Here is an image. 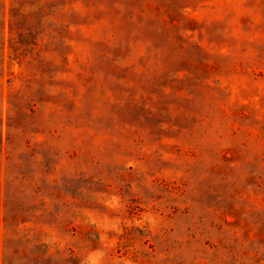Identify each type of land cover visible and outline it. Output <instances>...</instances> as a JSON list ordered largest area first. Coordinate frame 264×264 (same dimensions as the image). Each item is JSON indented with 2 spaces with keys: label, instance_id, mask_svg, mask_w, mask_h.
<instances>
[{
  "label": "rangeland",
  "instance_id": "rangeland-1",
  "mask_svg": "<svg viewBox=\"0 0 264 264\" xmlns=\"http://www.w3.org/2000/svg\"><path fill=\"white\" fill-rule=\"evenodd\" d=\"M0 264H264V0H0Z\"/></svg>",
  "mask_w": 264,
  "mask_h": 264
}]
</instances>
